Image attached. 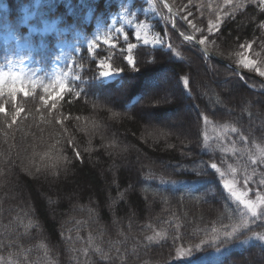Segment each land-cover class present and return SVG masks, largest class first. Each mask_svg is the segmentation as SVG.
Returning <instances> with one entry per match:
<instances>
[{"label": "trees", "instance_id": "obj_1", "mask_svg": "<svg viewBox=\"0 0 264 264\" xmlns=\"http://www.w3.org/2000/svg\"><path fill=\"white\" fill-rule=\"evenodd\" d=\"M32 1L0 0V33L11 31L27 43L18 49L0 36V264H181L178 249L193 248L192 256L201 257L213 247L218 255L199 263L264 264V213L247 220L221 176L227 166L240 173L255 167L248 184L264 187V155L254 157L255 146L264 147V85L240 78L167 24H156L169 48L137 45L136 67L123 50L94 52L95 58L110 54L112 66L122 69L110 82L97 80L96 60L84 44H76L78 53L75 46L65 49V62L73 58L85 82L63 76L65 88L56 94L49 73L53 33L21 24L20 7L32 8ZM169 1L225 60L235 65L234 52L247 42L262 55L264 2L230 11L209 33L201 16L206 0ZM65 2L40 1L27 22L55 19L73 42L80 40L75 31L94 36L93 23L106 24L116 7V0ZM176 25L187 32L181 21ZM36 60L41 70L35 72ZM166 71L173 77L165 86L175 90L164 94L158 91ZM107 91L112 96L102 102ZM184 106L194 110L184 130L149 128L148 117L180 114ZM211 127L223 128L226 144L206 140Z\"/></svg>", "mask_w": 264, "mask_h": 264}, {"label": "rangeland", "instance_id": "obj_2", "mask_svg": "<svg viewBox=\"0 0 264 264\" xmlns=\"http://www.w3.org/2000/svg\"><path fill=\"white\" fill-rule=\"evenodd\" d=\"M38 1L39 0H34V3ZM62 1L64 0H56L57 3H60ZM214 1L215 2H212L211 0H206L208 10H201V12H203V14L201 15L203 19L209 20V22L207 21L209 33H212L216 30V26L220 24V21L224 17H226L230 11L232 12L234 11V9L241 8L243 5H246V3L248 2H252L256 0H214ZM258 1L264 2V0H258ZM27 14L31 15L32 12H28ZM86 18H87V14H86ZM183 18L185 19V16ZM165 21H166V13H164L163 9L159 7L158 3L155 0H117L116 7L114 10H112V14L110 15L108 19V23L106 24V30H101L99 34L101 35V41L103 43L104 40L106 39L109 40L108 44L104 43L106 45L105 48L107 49L115 48L119 50L120 47L118 45L120 44L121 46H123L124 48L123 52L125 53L124 57L129 55V53L127 52L128 43H135L136 46L142 44L148 48H162L165 50L169 48L166 34L158 32L156 29V24L162 25ZM29 27H31L34 30H38L39 32L42 33L51 32L54 29V19L43 20L41 23L40 21H38L35 24H30ZM210 28L211 31L209 30ZM49 29L51 30L49 31ZM55 31H57V34L60 35V33L64 31V29L57 28V30ZM129 32L133 40L129 38ZM2 36H3V41L5 43L14 41L17 48L19 49L25 48V42L17 39L15 35L4 33ZM125 37H128L127 41L125 40ZM200 39L204 41L206 40V38L203 36H201ZM145 41H147V44H145ZM245 44L250 45V47L242 48L240 46V49L234 52L235 55L234 57L236 59V64L234 66L246 71H252L259 74L260 71H264V51L262 55H259L258 54L259 51L254 50L253 46L251 45V42H247L241 45H245ZM65 45L66 44L63 39H59L55 42V47L58 49L59 52L63 50ZM88 45L91 48V51L97 48V45L93 41H88ZM257 45L259 44L257 43ZM241 59L251 60L253 62L252 67L250 68L243 67L239 62ZM102 60L105 61L106 63H110V57L108 58L102 57L98 60L97 62L98 80L103 82H108L116 79L121 74L120 71L118 72L114 71L109 76H100L99 71L101 69L99 67V64ZM58 63H59L58 61H55L52 71L55 70V67L56 65H58ZM184 65L187 68H191L193 64L189 62V64L184 63ZM163 74L167 77V79L165 78V80L160 83V85L162 84L164 86L158 92H163L164 94H165V90L174 92L175 90L174 84L171 83L169 84V86H165L166 83L172 81L173 76H171L169 71H166ZM224 75L226 76V73ZM209 80L211 81V83H214L212 77ZM59 91H60V87H59ZM151 93H153V91ZM111 96H112L111 92L109 91L105 92L103 95L102 102H109L110 100L109 98ZM141 106L143 107L146 106V101H144L141 104ZM187 115H190V117L193 119L194 110H190L189 107L184 106L180 114H173L170 116L164 115L160 119L150 116L148 117L147 123L150 129L153 128L156 124H158L160 127H163L165 125H175L177 129L184 130L185 129L184 126L188 119ZM148 130L149 129L147 128L145 129V131ZM223 134H224L223 128L219 130L218 128L211 127L209 133L206 135V140L211 141L213 143L218 141V143L226 144L225 141H223L225 140ZM255 149H256V153L254 152L255 158H257L258 154L264 155V147L262 148L261 146L258 147L255 146ZM252 158L253 157L250 156L249 161L251 165L252 164L255 165V162L252 161L253 160ZM255 171H256L255 167L253 170L250 167L248 168L245 167V172L243 171L240 173L239 170H236L233 166L231 167L227 166L225 171L223 170L221 171L223 183L224 185H228L227 187L225 186L227 191L233 196V198L236 201H238L243 206V209L245 210V214H246V219L250 220V218H252L251 219L252 222H254L262 213H264V187L263 186L261 188L250 187L248 184L250 179L254 175ZM233 192H235L238 196H240L239 200L237 199V196L233 195ZM244 202H247V204ZM249 204L255 206L256 208L255 216H253L252 212L249 210V207L247 206ZM259 237L264 241V236H259ZM191 250H195V249L193 248L178 249L177 255L175 257L176 260H178V262L181 264H186L188 262L190 263V260H192L190 264H201L199 263V261L204 260V257L206 255H209L210 257L206 256L205 259H213L211 257H216L220 251L218 248L213 247L208 252L202 253L201 257H200L201 254L193 257L192 256L193 253H191L192 252Z\"/></svg>", "mask_w": 264, "mask_h": 264}, {"label": "snow or ice", "instance_id": "obj_3", "mask_svg": "<svg viewBox=\"0 0 264 264\" xmlns=\"http://www.w3.org/2000/svg\"><path fill=\"white\" fill-rule=\"evenodd\" d=\"M261 27H264V24L261 25ZM51 29H49L50 31ZM211 31V28L209 29ZM128 37H125V40L127 41ZM185 39H191V37H185ZM104 43L105 44H108L109 43V40H104ZM200 44H204L205 41L204 40H200L199 41ZM145 44H147V41H145ZM136 47V44L135 43H128L127 44V52L129 53V55H127L126 57H124V59L127 60L128 64L132 67H136V63H135V59L133 58V56L131 55V53L133 52V49ZM242 48H247V47H250V45H241ZM240 64L245 67V68H250L252 67L253 65V62L251 60H247V59H241L240 61ZM99 67H100V71H99V74L100 76H109L111 75L114 71H121L122 69H120L119 67H113L112 64L110 63H106L105 61H101L100 64H99ZM259 75L260 76H264V71H260L259 72ZM185 81H187V79H185ZM3 83V80L2 78H0V84ZM60 90L61 92H63L64 90V86L61 84L60 85ZM13 91H15V89L13 88ZM19 91L21 92H24L25 95H27V92L26 90L23 88V86H21V88L19 89ZM62 159L64 160H67L68 158L67 157H63ZM70 162V161H69ZM52 167L53 168H56L57 167V164L56 162H53L52 164ZM211 167L213 169H215L216 171H219V169H217V165L215 163L211 164ZM226 187L228 185H225ZM233 195L237 196V199L239 200L240 199V196H238L235 192H233ZM243 202V201H242ZM247 204V202H244ZM249 207V210L252 212L253 216L256 215V208L254 205H247ZM233 232H235V229H233ZM233 232H225L224 235L225 237H229L233 234Z\"/></svg>", "mask_w": 264, "mask_h": 264}, {"label": "water", "instance_id": "obj_4", "mask_svg": "<svg viewBox=\"0 0 264 264\" xmlns=\"http://www.w3.org/2000/svg\"><path fill=\"white\" fill-rule=\"evenodd\" d=\"M158 1L161 4H166L168 6V10L167 11H168V13L171 16H173V17H176L177 16L176 10L171 6V4L169 3L168 0H158ZM189 33H190V36H183V35H181L179 33L178 34H179V36L182 39L192 41L193 44L196 47H198L206 57L213 58V59L219 61L220 63L226 65L229 68L234 69L235 71H237V72H239L241 74H249L251 76H254V77H256L259 81H261L264 84V79L263 78L255 75V74L248 73V72L244 71L243 69L237 68L236 66H233L232 64L228 63L225 59L217 56L215 53H213L212 51H210L209 49H207L205 46H203L202 44H200L199 41L195 37H193V32L191 30H189ZM185 37H191V39H185Z\"/></svg>", "mask_w": 264, "mask_h": 264}, {"label": "clouds", "instance_id": "obj_5", "mask_svg": "<svg viewBox=\"0 0 264 264\" xmlns=\"http://www.w3.org/2000/svg\"><path fill=\"white\" fill-rule=\"evenodd\" d=\"M26 2H27V0H26ZM13 21L15 22V20L13 19Z\"/></svg>", "mask_w": 264, "mask_h": 264}]
</instances>
